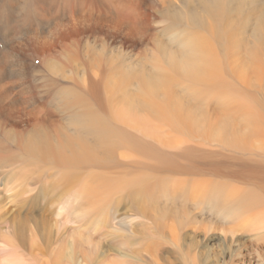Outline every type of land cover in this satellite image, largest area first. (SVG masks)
Instances as JSON below:
<instances>
[{"label": "bare ground", "instance_id": "1", "mask_svg": "<svg viewBox=\"0 0 264 264\" xmlns=\"http://www.w3.org/2000/svg\"><path fill=\"white\" fill-rule=\"evenodd\" d=\"M164 3L158 13L172 23L166 27L169 46L176 42L164 67L149 69L138 82L129 77L125 84L116 76L120 65L108 60L98 75L83 78V88L77 83L68 88L74 103L65 107L77 109L73 115L77 124L81 121L76 134H93L102 146L113 147L103 161L114 162L94 167V148L74 139L59 120L46 118L31 100L21 107V130L12 121L9 132L2 130L17 139L16 149L53 160L64 175L34 179L30 186L29 180L20 188L35 194L31 201L41 196L52 208L50 218L41 217L28 235L22 232L23 201L10 202L18 205L14 218L0 210V264H175L173 255L185 253L181 228L165 219L162 208L168 206L183 211L184 219L188 211L219 218L231 235L264 233V0H180L178 10L170 0ZM123 4L112 2L128 18L109 17L101 9L74 17L87 27H120L124 39L141 32L155 41L151 15ZM145 16L147 24L135 28L132 23ZM162 44L155 45L157 51ZM134 83V91H128ZM9 92L0 101L19 94ZM4 118L0 122L7 124ZM86 168L90 176L80 178ZM122 200L134 209L141 201V208L115 223L110 214Z\"/></svg>", "mask_w": 264, "mask_h": 264}, {"label": "rangeland", "instance_id": "2", "mask_svg": "<svg viewBox=\"0 0 264 264\" xmlns=\"http://www.w3.org/2000/svg\"><path fill=\"white\" fill-rule=\"evenodd\" d=\"M167 1L169 0H117L118 3L121 2L127 7L130 6L129 9L131 10L132 8L135 10L140 8L144 13H148L149 17L151 15L150 19L152 22L148 23L153 32H156L155 35L157 34L154 41L152 38L150 40L143 38L141 32L134 35L135 37L124 39L122 35H119L122 33L120 27L110 28L111 31L106 24H98L97 27H87L86 23H80L75 20L78 16L88 15L97 9L105 10L106 15L109 17L116 15L121 19L128 18L129 14L127 12L124 11L120 14L119 7L116 8L112 5V2L116 3V0H0V87L2 86L0 100L2 99L1 95L5 94L7 96L10 90L14 94L19 93L15 98L10 99L12 97L10 95L9 98L5 97V99L0 101L1 120L4 118L1 116V110H6L11 117L9 119H12L4 118L7 124L6 122H0V210L4 211V213L6 212L9 217L11 216V219L15 217L18 205L14 206V203L11 204L10 202L14 200V202L23 201L25 203L24 205H19L22 206L23 211H20L21 218H25L23 219L25 225L22 224V228L25 230L22 231L23 235H28L34 225L39 226L41 217L50 218L47 214L49 209L52 208L41 196L31 201L30 196L35 194H27L23 191L25 188L22 190L20 188L29 180L30 182L27 185L30 186L34 179H45L47 176L49 178H57L63 172L59 173L60 170L55 167L53 160H45L25 149H16L14 143L17 139L13 136L12 139L8 135L4 136L2 130L5 133L9 132L8 124L11 121L17 124L18 129L21 130V120L24 118L21 107L24 101L29 102L31 100L35 103V106L42 107L45 110L46 118L49 115L50 120H59V125L61 124L62 129L65 130L66 128L74 139L94 148L97 156V160L94 161V167L102 166L101 163L114 162L113 160L108 161V159L103 161L106 150H111L113 147L102 146L100 140L93 134L87 138L86 135L76 134L75 127L78 131V124L80 125L81 121L77 124L73 115V112L77 109L68 110L65 107L66 104L74 103L75 93H69L68 88L76 83L80 87L82 85L80 82H82L83 78L97 74L99 67L107 64L108 60H112L117 66L120 65L116 76H121V79H123L121 81L125 84L137 79L136 77L138 79L135 82H138L141 77L145 76L146 71L157 68L158 65V67H164L168 57L167 54L171 56L173 50L176 49V42H174L173 47H170L171 40H167L169 34L166 32V27L171 26L172 23H170L171 21L168 18H163L158 13L163 9L162 7L167 5L164 3ZM170 3L172 7L176 6L174 10H178L177 7L180 9V0H170ZM245 3L249 4V0H245ZM155 6L158 8L157 13H155ZM247 9L249 8L247 7ZM243 10H246V7ZM142 18H139L142 20L141 23L139 20L136 23H132L135 28L144 25L143 23L147 24L149 18L147 19L146 16ZM153 21L155 22L153 23ZM183 25V27L187 26L185 23ZM100 32L107 34V37L106 35H100ZM187 32H191V30ZM159 41L160 44L163 43V48L157 51L155 45ZM165 42L169 44L167 45ZM243 50L242 48L241 51L243 52ZM164 51L166 55L163 57L160 52ZM162 57L165 61L164 59L162 60ZM136 84L134 83V86H130L128 91H134ZM182 95L180 93L179 96L182 98H190L191 96ZM261 100L263 101L264 99ZM191 101L196 102L195 99ZM29 104L31 105L32 103L29 102ZM112 126L114 125L109 127L114 129ZM120 132L122 133V130ZM25 137L27 136L25 135L23 138ZM36 137V135L33 136V138ZM50 137L54 136L50 135ZM21 142L25 143L23 139ZM153 149L157 156L162 154V151L157 147ZM92 161L90 160L88 163L91 164ZM88 170L86 168L85 173L80 171L83 173H81L82 177L80 176V178L90 176L87 174ZM92 171L94 174L102 176L100 173L103 172ZM93 177L96 176L94 175ZM102 177L111 178L113 176L105 174ZM18 190L19 192H17ZM21 192L23 193L21 194ZM140 203L141 201H138L137 207L134 209L133 206L128 205L129 202L126 200H122V202L116 201V208L110 214L114 218L113 222L125 221L128 218L126 217L127 215L135 216L137 209L141 208ZM162 209H166L165 213H167V216L165 219L171 224L179 226L182 230L181 232L179 231L181 233L180 245L185 256L179 258L173 255L175 264L264 263V233L255 236L253 233L243 234L240 230H236L231 235L225 230L219 218L217 221H213L214 219L209 218V216L201 217L197 216L195 212L188 211L189 217L184 219L180 214L183 211L172 210L171 206L163 207ZM27 214L33 216V218L29 219L28 217L26 219ZM50 225H53V221L50 222ZM90 228L93 227L90 226ZM77 234L76 236H78ZM119 235L122 236V234ZM104 244H106L105 241Z\"/></svg>", "mask_w": 264, "mask_h": 264}, {"label": "water", "instance_id": "3", "mask_svg": "<svg viewBox=\"0 0 264 264\" xmlns=\"http://www.w3.org/2000/svg\"><path fill=\"white\" fill-rule=\"evenodd\" d=\"M264 264V263H263Z\"/></svg>", "mask_w": 264, "mask_h": 264}]
</instances>
